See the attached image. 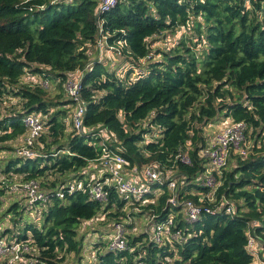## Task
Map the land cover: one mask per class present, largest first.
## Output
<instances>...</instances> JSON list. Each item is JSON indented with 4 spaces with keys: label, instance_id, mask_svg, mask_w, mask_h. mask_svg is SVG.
Returning <instances> with one entry per match:
<instances>
[{
    "label": "trees",
    "instance_id": "1",
    "mask_svg": "<svg viewBox=\"0 0 264 264\" xmlns=\"http://www.w3.org/2000/svg\"><path fill=\"white\" fill-rule=\"evenodd\" d=\"M97 6V0H0V151L6 149L3 144L26 135L24 115L41 113L46 118L36 142L44 155L34 147L39 157L10 160L1 171L4 177L44 178L43 182L39 179L43 187L55 188L58 178L80 172L102 150L98 140L90 145L91 138L73 129L66 136L70 127L65 118L75 103L45 101L44 88L20 86L25 70L56 82L61 92L69 74L82 72V126L106 129L116 139L112 145L120 147L131 163L174 166L186 183L201 169L198 153L204 145L203 128L220 116L243 122L247 134L249 129L257 134L253 150L263 151L257 148L264 146V0H126L100 16ZM99 21L106 46L125 42L121 58L131 69L123 80L106 68L105 57L98 61L87 54L86 44H95L99 37ZM182 26L193 35H182L168 51L150 48V40L166 32L175 34ZM147 57L141 66L139 61ZM135 69L141 75L131 81ZM9 97L22 100V109L3 115L1 108ZM142 122L161 128L159 143L139 145L149 132ZM187 141L193 148L189 152L192 166L169 161ZM234 160L232 169L223 172L216 197L235 201L236 216L205 215L190 225L192 229L186 228L193 236L178 248L176 264H252L246 248L251 223V234L259 245L264 244V154ZM49 176L56 179L49 182ZM180 189L183 195L192 186ZM6 191L0 184V203ZM167 197L165 192L157 206L148 208L159 210ZM52 198L41 230L26 225L22 234L13 235L17 241H27V234L31 235L41 264H61L66 255L79 254L80 224L102 210L101 204L81 193ZM17 206L13 204L8 211L18 213ZM122 208L110 190L104 209L117 213L109 217L116 219ZM5 234L13 233L6 229ZM144 249L146 256L140 259L137 251H106L97 255L95 264H168L165 258L173 256L164 250Z\"/></svg>",
    "mask_w": 264,
    "mask_h": 264
},
{
    "label": "built area",
    "instance_id": "2",
    "mask_svg": "<svg viewBox=\"0 0 264 264\" xmlns=\"http://www.w3.org/2000/svg\"><path fill=\"white\" fill-rule=\"evenodd\" d=\"M120 1L126 0H97L98 6L96 13L101 15L109 12L116 7ZM102 22L99 21L98 39L95 47L101 52L105 50L108 57L107 60H113L122 57V49L125 42H118L115 47L106 46V38L101 35ZM183 33L185 27H180ZM90 57V51L87 50ZM115 57V58H114ZM149 59L140 60L141 66ZM102 61V59H97ZM138 79L141 75L140 70H134ZM82 72L71 73L67 76V80L63 84L66 98L75 103V106L67 112L65 120L71 123L72 129L82 136L91 138L88 142L95 145L94 141H99L98 145L102 147L101 155L89 161L87 166L80 172L69 174L55 188H45L41 185L39 179L22 180L21 177L12 176L22 180L21 189L25 204L21 208V212L33 215L34 223L37 225L39 221V205L44 206L47 210L48 205L52 201V197L60 200L64 199V195H72L73 193H81L87 197L90 202H97L102 205V210L94 218L83 221L80 224L78 235L84 240V229H89L95 236L93 240V251L89 256L96 261L98 254L110 252L117 254L127 251L128 253L138 252V258L146 256L145 247L164 250L173 254L172 257H166L165 262L173 264L178 257V248L183 247L193 236L186 228H191L193 223L199 221L205 215L224 214L229 218H233L237 213L235 201L221 196L216 197L217 188L220 186V179L228 164L235 157H245L248 155L245 146L247 141V127L243 122H233L229 118L224 119L223 127L220 131H210L209 136L204 138V145L198 153L201 169L195 176L186 183L184 176L177 174L176 169L172 166L166 168L163 163L155 161L148 162L145 165H139L128 161L121 153V148L112 145L116 139L112 138L106 129L84 128L82 126L85 108L81 104L80 98V82ZM22 77L26 78L27 86L39 85L44 88L46 80L32 75L29 70H25ZM36 77L40 80L37 82ZM23 79V78H21ZM135 79V80H136ZM48 82V81H47ZM69 107V106H68ZM22 124L27 129V133L23 140V145L17 152L18 158L33 159L39 157L34 150L36 142L44 132L45 118L41 113L26 114L22 117ZM144 127V125H142ZM143 136L142 142L139 144H157L162 139V130L160 127L146 125L148 130ZM113 147V148H112ZM193 150L191 142L187 141L182 148H179L177 154L170 159L173 163L179 162L184 166H192L189 152ZM59 154V152H56ZM6 177L0 175V184L8 190ZM186 184L192 186L189 193L181 195L180 187ZM10 185V190L16 187ZM20 186V185H19ZM110 190H113L118 200L123 203L120 210V216L116 219H106L110 215L109 211H105L104 205L109 199ZM167 192L168 197L165 204L157 210V206L161 196ZM11 193V192H10ZM189 194L191 198H185ZM196 199V200H195ZM126 205L131 207V211H125ZM104 210V211H103ZM116 211V209H114ZM33 211V212H31ZM117 213V212H116ZM145 217L146 224L137 227L132 220ZM107 221V232L94 227L96 221ZM128 221H127V220ZM33 224L32 225L34 227ZM254 224H249L247 231L246 248L253 260L257 264H264V251L256 238L251 234L250 229ZM261 226V225H260ZM36 229V226L34 227ZM0 228V260L1 264H41L36 260L37 250L33 246L31 235L29 234L27 241H17L13 236L15 234L2 235ZM19 236V234H18ZM89 238V235H86ZM136 239L134 245L131 240ZM88 240V239H87ZM103 244L102 247L95 245ZM84 245V242H83ZM138 259V260H139ZM176 264V263H175Z\"/></svg>",
    "mask_w": 264,
    "mask_h": 264
},
{
    "label": "rangeland",
    "instance_id": "3",
    "mask_svg": "<svg viewBox=\"0 0 264 264\" xmlns=\"http://www.w3.org/2000/svg\"><path fill=\"white\" fill-rule=\"evenodd\" d=\"M69 2V0H68ZM182 35H185V37H189L192 36V32L188 29L185 30V32L183 33L182 29L179 28V30L175 33V34H171V33H164L163 35H161L159 38L155 37L153 40L154 42H152L150 40V45H151V49H158V50H163V51H168L169 49H172L178 42L179 39L181 38ZM86 48L90 51V58L92 60H97V59H102L105 56L108 57V54L106 53L105 50H102L101 52L95 47V44H86ZM200 51V47L196 48V53H199ZM115 58V57H114ZM118 58L113 59V60H103L105 62H103L106 66V68L110 71V72H114L116 77L123 80L126 77V73L127 71H129L131 69V66L125 62V60H123L121 58V60H118ZM155 60H159V57H156ZM129 61V60H128ZM137 71H139L137 69ZM23 79H21L20 81V86H26L29 85L27 83H25L26 78L22 77ZM40 78V77H39ZM38 77H36V81L39 82ZM137 78V75L135 74V72L130 76V80L134 81ZM42 80V79H41ZM44 84V90H45V95H44V99L45 101H51L52 103H56L58 100L64 101L66 98V94H64L65 92H61V90L59 89V86L56 82L51 83L49 82H45ZM20 88V87H18ZM100 95V94H99ZM22 109V100H20L19 98H14V97H9L3 104V107L1 108L2 110V114L3 115H10L12 114L14 111H18ZM46 119V118H45ZM224 117L220 116L217 120H213L210 121L202 130V136L205 138L207 136H209L210 134H208L210 131H220L221 128L223 127V122L224 121ZM69 127L66 129V136H68L69 134H71V123L69 121ZM142 124L144 125L143 128L146 127L147 122H142ZM257 134H253L252 131L249 129L248 134H247V141L246 144L248 145L249 150L247 151L248 154L251 155H259V154H264V146H259L257 149H263L262 152H260L259 154L255 152V150H253V145L254 142L256 141ZM25 137V136H24ZM24 137L21 136L19 138H17L14 141H10L7 142L4 145V147H6V149L4 151H0V168H2V170L0 169V175L2 176V172L3 169H5L7 162H9L10 160H14L15 158H17V152L19 150V148L23 145V140ZM260 141L263 143L262 138H260V136H258ZM255 140V141H254ZM40 141V140H39ZM40 144V142H39ZM252 147V148H251ZM35 150L38 151L39 154L44 155L43 151V147H40L38 145V143L35 146ZM45 150V149H44ZM234 161L235 160H231L230 163L228 164L227 168L225 171H230L234 165ZM68 174L65 175V177L62 178H58V181L60 182L62 179L68 178ZM43 181H45L46 179L44 178H39ZM49 180V182H53L56 177L55 176H49L47 178ZM6 182L7 188L8 190L6 191L5 195L2 197V202L0 203V228L2 231H5L6 229H8L9 233H13L15 235H20L22 234V231L24 230L26 225L29 224H33L34 223V213L30 216L28 214H24L21 212V208L24 206L25 202L22 199L24 193L23 190L20 188L21 184H22V180L18 179V178H14V177H6V180L4 181ZM10 185H14L12 187H16L15 190H10L9 186ZM20 185V186H19ZM11 192V193H10ZM17 204V208H18V213L14 214L12 211H8L9 208L11 206H13V204ZM51 203V202H50ZM39 221L37 223V225L34 223V227L36 226L37 230H41L43 228L44 225V221L46 219V215H47V210L44 209V206L39 205ZM131 207H129V205H126L125 207V211H131L130 209ZM33 212V211H31ZM10 213V214H8ZM109 213L115 214L116 211L114 209H112L111 211H109ZM145 217L142 218H138L136 220H132V223H136L137 227H142L141 229H143V225L146 224V221L144 219ZM106 219H110L109 215L106 216ZM106 219L103 222L100 221H96L94 223V227L96 228H100V230H105L107 232V221ZM127 220V219H126ZM128 221V220H127ZM80 233H82V230H79ZM83 233H85L86 235H89V238H86L87 236L85 235L84 237V245L82 243V250L79 254H75V253H70L68 255H66L65 260L63 263L61 264H95V261L92 260V258H90L89 256L91 255V252L93 251V238L95 240V236L93 235V232L89 229H84ZM29 236V234H27ZM80 239H83L82 237ZM88 239V240H87ZM100 246L102 247L103 244H97L95 245V247ZM0 262L2 263L3 261L0 260ZM168 264H173V262L171 261ZM175 264V263H174Z\"/></svg>",
    "mask_w": 264,
    "mask_h": 264
},
{
    "label": "crops",
    "instance_id": "4",
    "mask_svg": "<svg viewBox=\"0 0 264 264\" xmlns=\"http://www.w3.org/2000/svg\"><path fill=\"white\" fill-rule=\"evenodd\" d=\"M260 245H262V247H263V250H262V251H264V244H261V243H260ZM252 264H257V262H256L255 260H253V261H252Z\"/></svg>",
    "mask_w": 264,
    "mask_h": 264
},
{
    "label": "clouds",
    "instance_id": "5",
    "mask_svg": "<svg viewBox=\"0 0 264 264\" xmlns=\"http://www.w3.org/2000/svg\"><path fill=\"white\" fill-rule=\"evenodd\" d=\"M118 61V60H117Z\"/></svg>",
    "mask_w": 264,
    "mask_h": 264
}]
</instances>
